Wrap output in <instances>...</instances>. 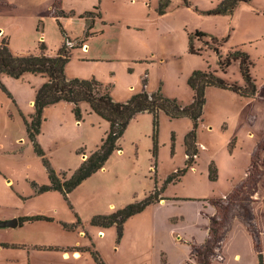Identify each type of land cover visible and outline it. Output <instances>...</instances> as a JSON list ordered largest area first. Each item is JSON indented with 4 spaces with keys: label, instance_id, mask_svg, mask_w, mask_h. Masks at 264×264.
<instances>
[{
    "label": "rangeland",
    "instance_id": "1",
    "mask_svg": "<svg viewBox=\"0 0 264 264\" xmlns=\"http://www.w3.org/2000/svg\"><path fill=\"white\" fill-rule=\"evenodd\" d=\"M189 1L168 0L161 13L159 0H0V42L8 40L17 54L38 53L39 40L47 54L65 45L70 53L66 77L95 79L117 102L160 90L187 104L193 97L187 79L195 70L243 85L239 59L224 68L220 64L234 50L248 54L257 85L256 98L206 87L194 169L188 167L179 179L167 181L185 165L184 135L191 120L159 111L155 127L153 115L141 112L129 121L119 149L102 168L64 194L40 190L50 185L48 167L60 181L68 179L101 144L108 121L86 102L79 103V120L72 103L44 107L36 136L41 155L26 133L25 120H31L30 100L47 78L32 72L19 78L2 74L1 84L10 95L0 87V221L40 218L0 227V264H196L192 242L206 237L210 212L209 202L200 198L226 193L224 204L211 200L217 213L209 226L215 219L216 230H209L201 245L205 254L207 245L214 247L208 254L212 261L219 257L223 227L249 213L256 190L264 198V0L239 1L232 12L218 14L211 10L222 0ZM56 5L65 15L53 12ZM88 25L83 46L76 45ZM195 30L209 36L194 37L198 53H191L188 34ZM212 161L217 169L213 179ZM154 191L165 201L128 217L121 232L117 222H94ZM254 212L262 224L264 202ZM241 232L234 224L230 243L222 245L226 260L216 258L214 264H251ZM74 251L79 254L73 256ZM234 251L241 253L240 261L233 260Z\"/></svg>",
    "mask_w": 264,
    "mask_h": 264
},
{
    "label": "trees",
    "instance_id": "2",
    "mask_svg": "<svg viewBox=\"0 0 264 264\" xmlns=\"http://www.w3.org/2000/svg\"><path fill=\"white\" fill-rule=\"evenodd\" d=\"M185 4H190L189 0H183ZM239 1L249 0H222V2L212 13L232 12L235 5ZM168 0H159V12L163 13L164 7ZM60 15H65L62 10H57ZM90 15V14H89ZM91 25H88L83 37L77 42L84 43ZM209 36L206 32L195 30L188 34V48L191 53H198L193 47V38ZM211 38L214 39L212 36ZM8 40L2 39L0 42V76L6 74L13 78H19L25 72H32L46 76L47 80L37 89L33 99L34 113L31 120H25L26 133L33 142L39 154L43 155L40 146L37 143L36 136L38 135L42 122V110L44 107L53 105L58 102H68L74 104L73 112L76 119L79 120L81 113L79 109L80 102H86L90 110L108 121V130L101 140L98 148L92 152L81 165L72 173V175L60 181V178L55 172L48 167L50 185L48 187L41 186L40 190L52 188L62 191L64 194L69 193L75 186L81 183L85 178L93 172L102 168L104 162L115 149H119L118 140L123 135L129 121L141 112H148L153 115V124L157 125V116L159 111L164 112L171 118L186 116L191 120V128L184 135L185 146V165L181 169H177L170 174L167 181L179 179L187 170L188 167L195 163L194 156L198 153L196 145L197 135L196 130L201 120L203 113V105L205 103V89L208 86H216L222 89H227L244 97L254 96L257 92L255 79L252 78L248 64H250L249 56L245 52L234 50L230 52L221 66L227 67L231 59H239V68L243 76V85L236 82H227L224 78L218 77L210 71H193L187 79V84L193 91L192 100L187 104L179 103L176 99L169 98L162 94L160 90L151 93L139 92L132 95L128 100L123 102L114 101L110 95L108 87L104 86L95 79L85 80L79 78H67L64 73L65 64L70 57L69 49L62 45L55 54H47L46 45L43 40H39L38 53L17 54L13 53L8 45ZM0 87L8 95L9 91L1 84ZM216 167L212 162L209 167V177H216ZM160 191L151 192L146 198L141 201L127 204L112 215H99L94 218V222L101 225H111L117 222L119 232H121V224L128 217L142 211L147 205L152 202L164 199L160 195ZM215 204L219 205L222 200H214ZM40 216L19 217L18 221L21 224L24 221L38 219ZM213 218V217H212ZM215 219L211 220L214 224ZM209 226V230L214 232L216 229ZM206 244H208L206 242ZM214 247L207 245V251H202V246L194 247V255L199 264H211L208 254H213ZM258 264H264L261 254H258Z\"/></svg>",
    "mask_w": 264,
    "mask_h": 264
},
{
    "label": "crops",
    "instance_id": "3",
    "mask_svg": "<svg viewBox=\"0 0 264 264\" xmlns=\"http://www.w3.org/2000/svg\"><path fill=\"white\" fill-rule=\"evenodd\" d=\"M57 10H61L59 5L58 6L56 5L53 8V12L55 13ZM0 31H2V29H0ZM2 33L4 34V32H2ZM80 39L81 38H78L77 40H80ZM77 40H75V41H77ZM76 45L83 46V43L82 44L76 43ZM251 97H255V95L251 96ZM30 101H31L30 103H32V105H33V101L32 100H30ZM88 107H89V105H88ZM197 148L199 150L198 142H197ZM201 148H203V147H201ZM254 149H253V152H254ZM212 162H214V161H212ZM193 169H194V165H193ZM8 181H10V179L6 180V182H8ZM256 194H257V196H256ZM251 196L252 197H250V205H249L250 208H248L249 213L246 216H245L246 213H243L244 217L243 216L242 217L237 216V219L231 220V222L227 226L223 227L222 234H221L222 235V241H221L222 243H221V246L217 249L218 250L217 256H219V257L215 256L213 258V260L211 261V264H214V262L216 261V258H222L223 259L222 261L226 260L225 257H223L224 255H222V251H223L222 245L224 243H226L227 240L230 238L231 232L234 228V224H236V230H238L239 228L241 229V231H242L241 233L243 234V237L245 238L247 248L249 251V255H250V257L248 258V261L250 260L251 264H258V254L260 253L263 256V254H264L263 253L264 252V237H263L264 236V214H263V219H262L263 223L261 224L260 220L257 219L256 213L254 211H255V205H257L259 202H264V198L261 197V193L259 190L258 191L256 190V193H253V195H251ZM216 198L222 200L223 204L226 203V201H224V199L226 198V193H223L222 195H220L218 197L215 196V197L200 198V199H204V201L209 202L210 212L208 214H206V222H207V224L205 225L206 237L204 239H201L197 243L192 242L193 249H194V247L201 246L208 239V236H209V219L211 217H214L215 214L217 213V207L214 206V204L212 203L211 200H215ZM160 201L164 202L165 199H161ZM200 214L202 215V211H200ZM245 217H247V218H245ZM249 220H252V222H249ZM258 233L261 235V237ZM229 243H230V241L228 240L227 244H229ZM75 253H78V252L74 251L73 256ZM65 254H67V253L66 252L63 253V256ZM67 256H68V254H67ZM194 258L196 259V264H199L195 255H194ZM232 258L236 262L240 261L241 260V253L238 251L232 252ZM263 259H264V257H263ZM218 262H220V261H218Z\"/></svg>",
    "mask_w": 264,
    "mask_h": 264
},
{
    "label": "water",
    "instance_id": "4",
    "mask_svg": "<svg viewBox=\"0 0 264 264\" xmlns=\"http://www.w3.org/2000/svg\"><path fill=\"white\" fill-rule=\"evenodd\" d=\"M19 225L18 218H10L0 221V227H16Z\"/></svg>",
    "mask_w": 264,
    "mask_h": 264
}]
</instances>
